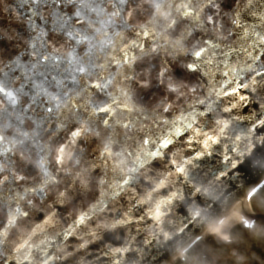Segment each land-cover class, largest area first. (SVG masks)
Segmentation results:
<instances>
[{"label": "clouds", "instance_id": "obj_1", "mask_svg": "<svg viewBox=\"0 0 264 264\" xmlns=\"http://www.w3.org/2000/svg\"><path fill=\"white\" fill-rule=\"evenodd\" d=\"M250 241L264 0H0V264H264Z\"/></svg>", "mask_w": 264, "mask_h": 264}, {"label": "rangeland", "instance_id": "obj_2", "mask_svg": "<svg viewBox=\"0 0 264 264\" xmlns=\"http://www.w3.org/2000/svg\"><path fill=\"white\" fill-rule=\"evenodd\" d=\"M251 244V251L254 253H260L262 250H264V243L259 242H249Z\"/></svg>", "mask_w": 264, "mask_h": 264}, {"label": "snow or ice", "instance_id": "obj_3", "mask_svg": "<svg viewBox=\"0 0 264 264\" xmlns=\"http://www.w3.org/2000/svg\"><path fill=\"white\" fill-rule=\"evenodd\" d=\"M199 55H200V54L197 53V56H199ZM102 111H103V110H102ZM73 135H75V136H79V132H76V133H74ZM167 143H169V142H168V141H165L163 146H166Z\"/></svg>", "mask_w": 264, "mask_h": 264}]
</instances>
